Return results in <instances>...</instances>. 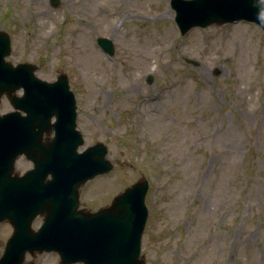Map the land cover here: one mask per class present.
Wrapping results in <instances>:
<instances>
[{
	"label": "rangeland",
	"instance_id": "374dc122",
	"mask_svg": "<svg viewBox=\"0 0 264 264\" xmlns=\"http://www.w3.org/2000/svg\"><path fill=\"white\" fill-rule=\"evenodd\" d=\"M175 17L171 0H0L8 60L35 64L50 82L66 73L79 150L108 146L114 167L81 186L80 206L98 210L146 179L147 264H264V31L237 21L182 34ZM12 110L3 95L0 114ZM32 167L16 161L20 174ZM12 232L0 221V257Z\"/></svg>",
	"mask_w": 264,
	"mask_h": 264
},
{
	"label": "water",
	"instance_id": "95a60500",
	"mask_svg": "<svg viewBox=\"0 0 264 264\" xmlns=\"http://www.w3.org/2000/svg\"><path fill=\"white\" fill-rule=\"evenodd\" d=\"M51 2L57 5L59 0ZM171 4L182 33L240 19L264 28V0H171ZM97 40L114 54L110 38ZM11 50L10 34L0 30V100L6 94L15 108L0 114V221L8 219L14 228L0 264H31L24 263L27 252L53 250L61 264H146L140 253L149 213L148 181L133 183L98 211L78 209L81 185L113 168L106 157L108 147L97 142L79 152L84 138L76 128L77 103L68 75L61 73L53 82L40 79L35 64L7 60ZM20 88L23 95L16 93ZM22 154L34 163L24 174L15 170ZM39 214L44 220L35 230L32 223Z\"/></svg>",
	"mask_w": 264,
	"mask_h": 264
}]
</instances>
